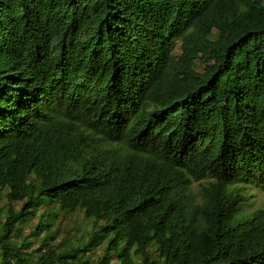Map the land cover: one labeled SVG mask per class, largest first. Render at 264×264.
<instances>
[{"label": "trees", "instance_id": "1", "mask_svg": "<svg viewBox=\"0 0 264 264\" xmlns=\"http://www.w3.org/2000/svg\"><path fill=\"white\" fill-rule=\"evenodd\" d=\"M248 184L264 1L0 0V264H264ZM56 208L97 225L54 245ZM36 215L33 258L13 237Z\"/></svg>", "mask_w": 264, "mask_h": 264}, {"label": "rangeland", "instance_id": "2", "mask_svg": "<svg viewBox=\"0 0 264 264\" xmlns=\"http://www.w3.org/2000/svg\"><path fill=\"white\" fill-rule=\"evenodd\" d=\"M264 1V0H261ZM179 41H175L173 45V53L175 55L179 54ZM208 178L203 177L197 180L192 181V190L193 192L199 196L198 188L202 185H207ZM244 195L240 197L239 202H243L244 208L249 211L253 210H261L264 211V189L255 186L253 184H248L244 188ZM5 198L3 196L0 197V222L4 220L5 214H3V206H5ZM20 201H14L11 205L16 209L20 206ZM49 211V209L44 208V206L39 207L37 210V215L40 212ZM36 216L30 218L26 222H23L19 225L17 235L13 237V240L17 241L20 238L24 239L25 246L23 250L26 253L31 252L32 257L35 258L37 256V252L35 251L36 246L38 245V240L35 236H32L33 232L32 228L34 222L36 221ZM97 225V223L93 222L90 218H86L80 211H74L69 213L59 212L56 208V216L53 220L52 227L55 229V237L54 239H48V241L52 244H58L63 239H66L70 242H77L84 240V238L88 235V233ZM46 231H42L39 234L43 235ZM101 253V245H98L94 252H92V256L96 257V255ZM112 264H117L115 260H112Z\"/></svg>", "mask_w": 264, "mask_h": 264}]
</instances>
